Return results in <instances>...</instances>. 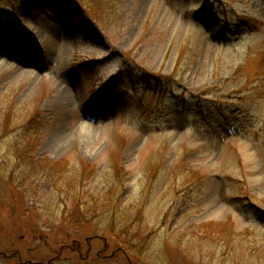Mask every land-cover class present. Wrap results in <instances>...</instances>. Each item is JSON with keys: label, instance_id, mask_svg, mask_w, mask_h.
Returning <instances> with one entry per match:
<instances>
[{"label": "rangeland", "instance_id": "374dc122", "mask_svg": "<svg viewBox=\"0 0 264 264\" xmlns=\"http://www.w3.org/2000/svg\"><path fill=\"white\" fill-rule=\"evenodd\" d=\"M0 264H264V0H0Z\"/></svg>", "mask_w": 264, "mask_h": 264}, {"label": "trees", "instance_id": "16d2710c", "mask_svg": "<svg viewBox=\"0 0 264 264\" xmlns=\"http://www.w3.org/2000/svg\"><path fill=\"white\" fill-rule=\"evenodd\" d=\"M247 199H249V198H247ZM248 201V200H247Z\"/></svg>", "mask_w": 264, "mask_h": 264}]
</instances>
